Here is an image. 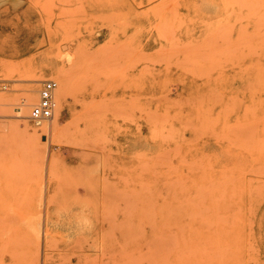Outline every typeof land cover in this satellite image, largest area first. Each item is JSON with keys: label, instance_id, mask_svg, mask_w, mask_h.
Listing matches in <instances>:
<instances>
[{"label": "rangeland", "instance_id": "rangeland-1", "mask_svg": "<svg viewBox=\"0 0 264 264\" xmlns=\"http://www.w3.org/2000/svg\"><path fill=\"white\" fill-rule=\"evenodd\" d=\"M0 88L5 264H264V0H0Z\"/></svg>", "mask_w": 264, "mask_h": 264}, {"label": "bare ground", "instance_id": "bare-ground-1", "mask_svg": "<svg viewBox=\"0 0 264 264\" xmlns=\"http://www.w3.org/2000/svg\"><path fill=\"white\" fill-rule=\"evenodd\" d=\"M262 32V31H261ZM262 63V62H261ZM62 67V66H61ZM62 69H63V67H62ZM64 72V71H63ZM56 78L58 79V82H59V85H57L58 87H57V89H56V92H57V98H58V101H59V103H58V107H57V113H56V111L54 112L56 115L58 114V113H60V112H62V109H63V101H64V97H65V94H66V92H67V84H68V78H67V76H66V74H64L63 76H62V73H60V72H58L56 75ZM7 103H9V102H7ZM6 104V103H5ZM23 107V106H22ZM18 109V108H17ZM18 112V113H17ZM16 113H17V116H21V115H24L23 113L25 112V109H22L21 111H17ZM80 113V112H79ZM82 113V112H81ZM23 120V119H22ZM21 120V121H22ZM25 120V119H24ZM27 123V122H26ZM51 123V122H50ZM48 124V122L46 123V122H40L39 123V126H40V129L41 130H53L54 128H55V123H51V124ZM23 128H24V126H23ZM32 128H34V127H32ZM219 175V174H218ZM221 175V174H220ZM219 175V176H220ZM222 178H224V175L222 176ZM223 180H225V179H223ZM229 180V179H228ZM230 181V180H229ZM256 181H258V180H256ZM227 182V181H226ZM259 182V181H258ZM231 183V182H230ZM249 183V182H248ZM243 186V185H242ZM247 186V185H246ZM250 186V185H249ZM262 186V185H261ZM217 187V186H216ZM231 187V186H230ZM211 188V187H210ZM241 188V187H240ZM211 189H213V188H211ZM222 188H220V190H221ZM223 191V190H222ZM239 193V192H238ZM231 194V193H230ZM229 198V197H228ZM235 199V198H234ZM244 201V200H243ZM242 201V202H243ZM211 202V201H210ZM206 205V204H205ZM160 206H162V205H160ZM155 208V207H154ZM257 208V207H256ZM163 209H164V207H163ZM2 210V209H1ZM26 211H28V209H25ZM24 210V214L23 215H25V214H29V215H25L26 216V218H27V220H26V222L25 223H27V221L29 220V225H33L34 226V224H36L37 225V228H35L36 226H34L33 228H31L29 225H28V228H31V230L30 229H27V230H25L24 232L22 231V229H20V230H18V229H16L15 227H16V225H17V227L20 225V223L22 222L23 224H24V221H25V219H23L22 217V219L23 220H21V221H19V222H15L16 220V215H15V212H16V210H15V212H14V214L12 215V214H7V212L5 211V214H3L2 216H0V261L1 262H3L4 264H5V258L6 257H13V255H12V252H11V249H12V247H13V245H15V242H12L11 241V243H9V241H10V238H11V240H13V241H16V238H14V232H12V236L9 234V232L11 231L10 230V228L9 227H11V229L12 228H15V234L17 235V237L19 238V236H20V238L22 237H24V236H26L27 235V231H28V237L27 238H29V234L31 233V231H34L35 232V236H36V241H37V243H38V241H39V235H40V232H39V230H40V226H41V221H40V212L38 213V212H30V211H28V212H26ZM101 210V209H100ZM1 212V211H0ZM4 213V212H3ZM17 213H18V211H17ZM35 213H37V215L35 214ZM22 214V213H21ZM34 214L37 216H35L34 217ZM48 214L49 213H47L46 214V221H50V222H52V219L49 217V220L47 219V216H48ZM248 214V213H247ZM0 215H1V213H0ZM31 215V216H30ZM13 216H15V218L13 217ZM24 216V217H25ZM18 217V216H17ZM34 217V218H33ZM29 218V219H28ZM19 219H20V217H19ZM13 220H15L14 222H13ZM161 220V219H160ZM227 220V219H226ZM30 221H33V224H32V222H31V224H30ZM162 221V220H161ZM239 222V221H238ZM16 223H19V224H16ZM13 226H12V225ZM233 225V224H232ZM236 225V224H235ZM15 226V227H14ZM23 226V225H22ZM20 227H21V225H20ZM23 227H25L26 228V224H24V226ZM158 227V226H157ZM233 227H234V225H233ZM244 227V226H243ZM161 228V227H160ZM235 228V227H234ZM233 228V229H234ZM240 228V227H239ZM32 229H34V230H32ZM240 229H242V228H240ZM249 229V228H248ZM247 229V230H248ZM10 230V231H9ZM12 231H13V229H12ZM19 231H20V233H19ZM36 231H38L37 233H36ZM163 231V230H162ZM233 231H235V229L233 230ZM164 232V231H163ZM26 233V234H25ZM24 236H23V235ZM162 234V233H161ZM249 234V233H248ZM9 235H10V237H9ZM19 235V236H18ZM22 235V236H21ZM238 235V234H237ZM248 237V236H247ZM15 240H14V239ZM24 238H26V237H24ZM26 238V239H27ZM28 240V239H27ZM17 242H18V240H17ZM16 242V243H17ZM154 245H155V243H153ZM153 246V245H152ZM158 246V245H157ZM249 257V256H248ZM251 259V258H250Z\"/></svg>", "mask_w": 264, "mask_h": 264}, {"label": "built area", "instance_id": "built-area-1", "mask_svg": "<svg viewBox=\"0 0 264 264\" xmlns=\"http://www.w3.org/2000/svg\"><path fill=\"white\" fill-rule=\"evenodd\" d=\"M56 89L57 81L52 78H47L40 82V87L37 90V101L30 107L29 111V119L35 124L52 117L56 107Z\"/></svg>", "mask_w": 264, "mask_h": 264}, {"label": "crops", "instance_id": "crops-1", "mask_svg": "<svg viewBox=\"0 0 264 264\" xmlns=\"http://www.w3.org/2000/svg\"><path fill=\"white\" fill-rule=\"evenodd\" d=\"M262 237H263V241H264V220H263V228H262Z\"/></svg>", "mask_w": 264, "mask_h": 264}]
</instances>
